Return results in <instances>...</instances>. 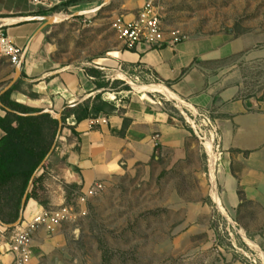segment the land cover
<instances>
[{"label": "crops", "instance_id": "obj_1", "mask_svg": "<svg viewBox=\"0 0 264 264\" xmlns=\"http://www.w3.org/2000/svg\"><path fill=\"white\" fill-rule=\"evenodd\" d=\"M41 1L0 0V28L22 49L18 66L0 59V102L1 92L13 83L11 99L55 118L66 107L75 109L85 103L103 109L97 117L89 116L77 124L73 114L64 128L62 123L55 147L34 173L28 189L42 175L36 195L44 203L26 198L22 219L41 208L73 204L79 191L96 181L107 183L125 169L165 156L176 161L188 158L196 149L189 120L181 113L183 108L178 107L179 112L165 101L173 105L180 102L210 115L216 132L206 145L208 152L215 154V161L211 144L218 143L222 150L219 180L227 205L240 203L241 190L249 198L255 196L262 182L259 177L264 178V94L262 99H252L239 86L228 84L226 76L240 54L251 48L249 37L225 32L209 37L187 35L175 46L140 43L127 49L111 28L112 18L121 14L127 20L135 19L144 0L85 2L70 6L65 13L46 15L43 11L68 0ZM102 9L112 15L111 19L99 17ZM79 16L83 22L91 18L84 22L88 36L79 42L89 47L74 53L73 61L85 62L55 59L49 33L58 23ZM157 85L164 93L151 89ZM0 115H5L1 109ZM196 124L200 125L199 119ZM3 135L0 129V139ZM210 161L213 172L211 155ZM18 219L6 222L0 217V264H13L9 249ZM61 226L53 231L40 226L33 232L29 264L52 263L65 241Z\"/></svg>", "mask_w": 264, "mask_h": 264}, {"label": "rangeland", "instance_id": "obj_2", "mask_svg": "<svg viewBox=\"0 0 264 264\" xmlns=\"http://www.w3.org/2000/svg\"><path fill=\"white\" fill-rule=\"evenodd\" d=\"M159 5L165 29L197 37L221 32L249 37L251 48L226 76L228 84L262 99L264 0H159ZM81 17L53 27L48 35L52 57L85 62L73 61L74 53L89 47L79 42L88 36L84 22L91 18L83 22ZM99 17L112 15L102 9ZM161 87L151 89L164 93ZM165 102L193 116L186 104ZM188 124L194 152L179 161L153 159L114 175L89 199L86 215L62 223L65 241L51 264H264V178L259 177L253 198L240 188V203L228 206L219 180L222 150L211 144L216 153L212 172L203 136ZM72 203L79 206L75 199Z\"/></svg>", "mask_w": 264, "mask_h": 264}, {"label": "trees", "instance_id": "obj_3", "mask_svg": "<svg viewBox=\"0 0 264 264\" xmlns=\"http://www.w3.org/2000/svg\"><path fill=\"white\" fill-rule=\"evenodd\" d=\"M93 1L101 0H68L43 11V14L66 11L70 6ZM14 88H10L1 95L3 106H0V109L5 112L4 116L0 115V129L4 132L0 139V217L6 222L7 219L15 222L19 218L22 198L30 187L34 173L51 151L59 125L58 119L50 113H39L40 110L27 107L11 99ZM102 109L103 106L92 105L90 107L88 103L75 109L66 107L61 115L63 128L72 114V119L77 124L89 116L97 117ZM71 129L73 131V127ZM46 165L47 162L43 167ZM42 178L41 175L33 180L32 187L27 194V201L35 198L39 203H44L36 195L37 183ZM72 196L71 193L69 198Z\"/></svg>", "mask_w": 264, "mask_h": 264}, {"label": "built area", "instance_id": "obj_4", "mask_svg": "<svg viewBox=\"0 0 264 264\" xmlns=\"http://www.w3.org/2000/svg\"><path fill=\"white\" fill-rule=\"evenodd\" d=\"M33 1L37 4H42L41 0ZM111 28L127 49H134L140 43H145L150 47L175 46L187 38V34L179 29L164 28L159 0H144L136 18L133 20L125 19L121 14L114 15L111 21ZM21 54L22 49L14 43L6 31L0 28V59H6L11 65L18 66ZM193 112V116H189L183 111L196 132L198 128L203 136L204 144H210L209 136L216 132V126L213 124L209 114L201 113L195 109ZM197 119L202 121L199 127L196 124ZM91 122L94 123L95 119H92ZM103 187V182L96 181L79 191L75 196L79 206L66 203L51 208H41L31 216H24L10 242L9 251L13 255V264L30 263L32 258V234L36 229L44 226L48 230L53 231L66 221L75 220L77 217L86 215V206L89 199L97 195Z\"/></svg>", "mask_w": 264, "mask_h": 264}, {"label": "water", "instance_id": "obj_5", "mask_svg": "<svg viewBox=\"0 0 264 264\" xmlns=\"http://www.w3.org/2000/svg\"><path fill=\"white\" fill-rule=\"evenodd\" d=\"M18 75L16 76V79H17ZM15 81V80H14ZM13 83L9 84L2 92L1 94H3L4 92H6L10 86L12 85ZM0 105L3 106L2 102H0ZM9 110V109H8ZM20 115H29V114H22V113H18ZM58 121H59V125H58V131H57V134H56V137H55V141H54V144L52 146V149L51 151L53 150V148L55 147L56 145V142L60 136V132H61V129H62V120H61V115L58 114V117H57ZM50 151V152H51ZM49 152V153H50ZM44 162V161H43ZM28 192V191H27ZM27 192L24 194V197H23V200H22V209H21V213H20V216H19V219L18 221L14 224V225H19L21 220H22V214H23V211H24V206H25V202H26V198H27Z\"/></svg>", "mask_w": 264, "mask_h": 264}, {"label": "bare ground", "instance_id": "obj_6", "mask_svg": "<svg viewBox=\"0 0 264 264\" xmlns=\"http://www.w3.org/2000/svg\"><path fill=\"white\" fill-rule=\"evenodd\" d=\"M53 20H59V17H54L52 18ZM61 19V18H60ZM210 155H211V160L214 163L215 161V154H213L211 151H209ZM213 169V168H212ZM215 197L217 198V195L214 193Z\"/></svg>", "mask_w": 264, "mask_h": 264}]
</instances>
